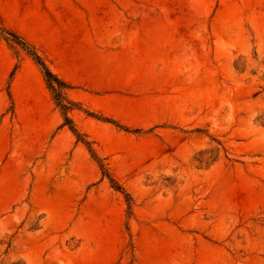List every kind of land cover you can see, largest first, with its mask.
<instances>
[{"label": "rangeland", "instance_id": "374dc122", "mask_svg": "<svg viewBox=\"0 0 264 264\" xmlns=\"http://www.w3.org/2000/svg\"><path fill=\"white\" fill-rule=\"evenodd\" d=\"M2 30L67 84L71 123L121 189ZM13 261L264 264V0H0Z\"/></svg>", "mask_w": 264, "mask_h": 264}, {"label": "trees", "instance_id": "16d2710c", "mask_svg": "<svg viewBox=\"0 0 264 264\" xmlns=\"http://www.w3.org/2000/svg\"><path fill=\"white\" fill-rule=\"evenodd\" d=\"M2 31L8 35L7 41L20 45L22 49L25 50L28 53V55L32 57L35 63L40 67L44 80L48 88L54 93V99L56 100V104L61 110L63 116V123L69 127V129L75 135L78 141H82L86 145L88 151L91 154V157L98 164L102 176L108 178L112 187H114L115 189H121V187L117 184V182L109 175L108 170L105 167V165L101 162V159L95 154L94 150L89 146L88 141L81 140L82 138L80 136L82 134H80V132L71 123V120L67 115V112L71 108L70 106L71 103L67 100V98L63 93V90L67 87V84L63 80H61L56 74L50 71V69H48V67L44 64L43 60L36 53L33 47H31L27 42H25L19 35H17L15 32L10 30H2ZM103 119L106 118L103 117ZM10 264H19V261H13ZM20 264H24V263H20Z\"/></svg>", "mask_w": 264, "mask_h": 264}, {"label": "bare ground", "instance_id": "6f19581e", "mask_svg": "<svg viewBox=\"0 0 264 264\" xmlns=\"http://www.w3.org/2000/svg\"><path fill=\"white\" fill-rule=\"evenodd\" d=\"M145 84H147V83H145ZM143 89H144V88H142V87H140V88H133L132 91H133V92H135V91H136V92H140V91L143 90ZM130 102H131V101H130Z\"/></svg>", "mask_w": 264, "mask_h": 264}]
</instances>
